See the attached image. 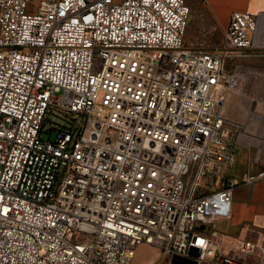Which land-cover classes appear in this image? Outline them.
<instances>
[{
    "label": "built area",
    "instance_id": "2783aa9c",
    "mask_svg": "<svg viewBox=\"0 0 264 264\" xmlns=\"http://www.w3.org/2000/svg\"><path fill=\"white\" fill-rule=\"evenodd\" d=\"M29 2L0 0V264H132L141 243L169 264H264V240L216 224L240 147L259 141L264 163V67L243 61L264 49V11L233 10L196 48L187 0ZM55 111L81 123L44 137Z\"/></svg>",
    "mask_w": 264,
    "mask_h": 264
},
{
    "label": "crops",
    "instance_id": "0c3cea01",
    "mask_svg": "<svg viewBox=\"0 0 264 264\" xmlns=\"http://www.w3.org/2000/svg\"><path fill=\"white\" fill-rule=\"evenodd\" d=\"M187 1L191 6V21H194L187 30V32L189 31V44L196 48H206L210 44L207 37L215 35L220 27L223 29L227 26L221 19L225 20L230 17V8L227 9L226 4L231 0H210L209 6L205 5L202 0ZM235 1L239 3L237 4L238 8L243 10L252 13L264 11V0ZM261 30H264V20L261 22ZM262 38L264 39V37ZM256 56L257 60H260L259 62H264V49ZM231 98L242 103L241 107L244 106V113L240 120L247 119L251 108L250 103L236 95H232ZM253 106L257 110V116L252 120L251 130L264 134V97H261ZM260 145L261 143L257 141L249 146L243 145L239 149L236 164L232 171L234 178L238 181L234 187L232 213L231 216L219 217L216 220L218 228L229 240L236 238L264 240V177L253 183H247L244 179L246 173L264 168L263 162H254L255 153Z\"/></svg>",
    "mask_w": 264,
    "mask_h": 264
},
{
    "label": "rangeland",
    "instance_id": "374dc122",
    "mask_svg": "<svg viewBox=\"0 0 264 264\" xmlns=\"http://www.w3.org/2000/svg\"><path fill=\"white\" fill-rule=\"evenodd\" d=\"M39 2V0H30V4L28 7L29 11H36L35 9V5ZM188 2V1H187ZM228 4V5H227ZM226 4V8L229 9L230 8V13L235 10H243L241 8H238L237 1L235 0H231L230 2H228ZM236 4V5H235ZM207 5V4H205ZM209 6V4H208ZM253 14H258V12H255ZM191 15H192V11L190 14V19L188 22V28L191 27V23H194V21H191ZM230 20V17H228V19H221V21L225 24L228 25ZM225 27V26H224ZM224 29V28H223ZM223 29L222 27H220L216 32L215 35L207 37V41L210 42L209 46L216 41H221L224 38V33H223ZM218 33V34H217ZM185 44L186 45H190V38L189 37V31H186L185 34ZM256 55H252V56H247L244 57L243 61L249 64H252L255 67H264V62L260 60H257V56ZM232 62H229L226 65V72H229L232 69ZM232 97V96H231ZM230 97V100L227 101V105H228V113L231 117L233 118H241V115H243L244 111L243 108L241 107V103L238 102V100L234 99ZM233 102H232V101ZM231 101V102H230ZM236 102V103H235ZM233 103H235V106L233 105ZM238 104V105H237ZM236 105L238 107H236ZM241 108V109H240ZM47 121L45 124V132H44V137H48L49 136V132H47L46 129H51V136L54 137L55 133H56V128L59 125H71L72 122L74 121V124L77 125L79 123H81V119L78 118V116H76L74 113H67V112H61V111H55L53 113H48L47 114ZM255 151V148H253ZM132 264H169L168 260L166 257H164V255L162 254V251L160 250V248L156 247L155 245H151V244H147V243H141L137 246L136 248V253L133 257V262Z\"/></svg>",
    "mask_w": 264,
    "mask_h": 264
},
{
    "label": "bare ground",
    "instance_id": "6f19581e",
    "mask_svg": "<svg viewBox=\"0 0 264 264\" xmlns=\"http://www.w3.org/2000/svg\"><path fill=\"white\" fill-rule=\"evenodd\" d=\"M231 101H232V100H231ZM231 101H230V102H231ZM232 102H233V101H232ZM235 103H236V102H235ZM235 103H233L234 106H235ZM241 104H242V103H241ZM237 105H238V104H237ZM237 105H236V107H238ZM243 105H244V104H243ZM243 107H244V106H243ZM243 107H242V108H243ZM240 109H241V108H240Z\"/></svg>",
    "mask_w": 264,
    "mask_h": 264
}]
</instances>
